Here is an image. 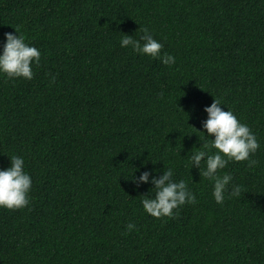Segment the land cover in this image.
<instances>
[{"label":"trees","instance_id":"trees-1","mask_svg":"<svg viewBox=\"0 0 264 264\" xmlns=\"http://www.w3.org/2000/svg\"><path fill=\"white\" fill-rule=\"evenodd\" d=\"M144 28L175 64L120 47ZM15 29L41 59L0 76V169L23 156L32 177L27 207L0 208V264H264V0H0V50ZM214 98L261 145L222 170V204L186 156ZM168 167L196 202L157 219L131 178Z\"/></svg>","mask_w":264,"mask_h":264},{"label":"clouds","instance_id":"clouds-1","mask_svg":"<svg viewBox=\"0 0 264 264\" xmlns=\"http://www.w3.org/2000/svg\"><path fill=\"white\" fill-rule=\"evenodd\" d=\"M4 39L5 43L0 50V76L9 80L33 79V66L39 65L41 59L40 50L26 43L24 35L16 29L15 33H5ZM119 44L121 48H130L133 53L159 60L166 66L176 62L172 54L162 51L163 44L152 36L148 28L143 29L139 38L122 34ZM51 80L55 81L54 75ZM204 111L207 119L202 127L207 136L205 132L199 131L202 133V138H199L203 141L202 146H194L186 156L190 169L197 168L200 176L213 183L214 201L222 204L226 193L230 197L240 195L239 185H232L229 192L233 177L222 170L226 169L230 162H244L246 167L255 168L258 162L253 156L261 145L250 127L241 123L231 110H225L219 99L214 98L212 104L206 106ZM9 160V167L0 169V208L15 211L30 204L32 177L25 171L23 156L12 155ZM154 171H142L138 177L134 172L131 178L137 186L149 183L154 186L146 195L141 196V204L146 214L157 219L171 218L177 215L176 210L183 205L196 202V195L186 181L174 179L173 168L168 167L159 176L155 175ZM135 227L132 222L126 225L129 232Z\"/></svg>","mask_w":264,"mask_h":264}]
</instances>
